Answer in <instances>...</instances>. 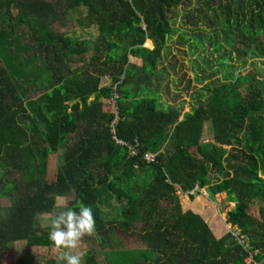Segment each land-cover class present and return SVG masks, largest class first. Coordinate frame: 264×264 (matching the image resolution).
<instances>
[{
	"label": "trees",
	"instance_id": "1",
	"mask_svg": "<svg viewBox=\"0 0 264 264\" xmlns=\"http://www.w3.org/2000/svg\"><path fill=\"white\" fill-rule=\"evenodd\" d=\"M192 2L0 0L6 17L0 28V211L1 200L16 198L8 213L0 214V264H13L8 251L16 242L52 246L50 229L37 219L52 209L57 196L69 207L91 206L100 241L110 227L131 234L141 223L147 249L141 254L114 248L107 253L111 264H253L250 256L264 264L263 76L250 71L208 85V94L184 114L183 106L163 107L158 93L159 67L176 31L174 11ZM206 4L222 12L226 39L218 49L231 53L237 35L246 43L244 57L254 45L264 59V0ZM81 8L86 14L78 25L97 27L94 41L58 29ZM21 27L28 39L22 47L31 53L26 57L12 45ZM131 57L143 65L133 64ZM75 60L82 66L73 68ZM105 78L112 84L104 86ZM27 86L41 94L29 97ZM116 94V137L137 141L138 156L113 138ZM206 125L212 142L204 145ZM146 153L156 154V161L143 160ZM212 173L221 177L214 182ZM202 189L212 198L225 193L235 204L227 222L243 244L232 231L217 239L202 216L183 209L177 192L195 190L188 196L194 199ZM111 200L124 203L114 216L103 210ZM256 201L259 218L249 213ZM85 263L99 264L94 252L85 254ZM45 264H56V258Z\"/></svg>",
	"mask_w": 264,
	"mask_h": 264
},
{
	"label": "rangeland",
	"instance_id": "2",
	"mask_svg": "<svg viewBox=\"0 0 264 264\" xmlns=\"http://www.w3.org/2000/svg\"><path fill=\"white\" fill-rule=\"evenodd\" d=\"M206 2L207 0H193L191 5H182L175 9L174 23L176 31L168 37V47L159 67L158 79L161 87L158 93L163 107L166 108L168 105L183 106V114L190 112L196 106L197 101L204 98L202 95L208 94L204 90L206 86L224 81L227 76H244L253 71L260 77L263 76L261 79H264V59L256 55L254 45L251 46L253 51L249 52L247 57H244L246 43L242 41V38L234 35L231 40L233 45L228 48L231 53L225 47L224 49H218L217 44H224L226 39L223 32L222 12L218 7H209ZM13 14H16L15 10ZM85 14V8L70 12L67 23L60 26L59 31L75 39L96 40L98 37L97 27L83 29L78 25V18L85 16ZM5 18L0 13V28ZM26 31V28L21 27L14 34L18 38L16 37L17 39L14 38L12 41L13 47H16L24 57L31 55V53H26L22 47L28 44ZM21 32L23 33L22 36L19 35L22 34ZM196 37L198 38L196 39ZM146 47L154 49V43L148 44L147 42ZM236 47L241 51L237 52ZM89 56L90 54L86 55L85 62L88 61ZM245 61L247 64H245ZM82 63L75 60L72 67L79 68ZM3 65L4 62L0 57V66ZM105 83L110 85L112 80L105 78ZM40 90L31 86L26 87V93L32 98L41 94ZM105 108L109 109L108 106ZM210 142H212V134L209 132L208 125H206L203 144L207 145ZM220 177V175L212 173V181L215 182ZM177 194L180 197L183 209L201 214L218 237L224 236L230 231L236 232V228H233L227 222V215L235 208V204L229 202L225 193L212 198L206 189H202L199 194L194 196V199L188 198L190 192L178 191ZM15 199L1 200V215L8 213V210L15 203ZM63 199L66 202L65 198ZM123 204L111 200L107 206L103 207L104 213L111 216L119 214ZM260 206L259 202H254L249 208V213L259 218ZM37 224L42 228L49 229L44 222V215L38 217ZM141 229V223L134 227L131 234L120 233L116 227H110L108 235H103L102 237H105L101 241L95 232L92 236H85L79 249L84 254L82 264H86L85 254L89 251L97 254L96 257L101 264L107 263L105 250L109 251V249L116 248V250L124 249L126 251L138 250L136 252L141 253V249H147L141 239ZM115 241H118L119 245ZM8 255L10 263L13 264H45L47 260L56 258L58 252L52 246L49 248H30L25 241H20L10 245ZM135 256H138V254ZM140 259H142V256Z\"/></svg>",
	"mask_w": 264,
	"mask_h": 264
},
{
	"label": "clouds",
	"instance_id": "3",
	"mask_svg": "<svg viewBox=\"0 0 264 264\" xmlns=\"http://www.w3.org/2000/svg\"><path fill=\"white\" fill-rule=\"evenodd\" d=\"M44 222L50 229L48 240L58 252L56 264H82L81 241L95 232L96 221L91 206L81 203L69 207L57 196L52 209L44 214Z\"/></svg>",
	"mask_w": 264,
	"mask_h": 264
},
{
	"label": "built area",
	"instance_id": "4",
	"mask_svg": "<svg viewBox=\"0 0 264 264\" xmlns=\"http://www.w3.org/2000/svg\"><path fill=\"white\" fill-rule=\"evenodd\" d=\"M124 79V77H123ZM117 87H115L116 89ZM119 99V95L116 94L115 97L112 99V103L114 104V110H115V113H116V120L112 123V134L114 135V140L116 141V143L118 145H121V146H126L128 148V152H129V155L134 157V156H138L139 154V143L136 141L134 144H129V143H126L120 139H118L116 137V130H115V127H116V124H117V119H118V108H117V100ZM143 160H145L146 162L148 163H152V162H155L156 161V154H153V153H146L144 154L143 156ZM195 194V190L191 191L190 192V195H194ZM237 233V234H235ZM234 236L237 237L239 239V241L243 244L244 242L242 241V238L239 237V232L236 231V232H233ZM248 262H252L253 264H260V263H257V262H254L252 256H250L248 259H247Z\"/></svg>",
	"mask_w": 264,
	"mask_h": 264
},
{
	"label": "crops",
	"instance_id": "5",
	"mask_svg": "<svg viewBox=\"0 0 264 264\" xmlns=\"http://www.w3.org/2000/svg\"><path fill=\"white\" fill-rule=\"evenodd\" d=\"M149 41V40H148ZM147 41V42H148ZM150 49H152V48H150ZM131 62L133 63V64H136V65H138V66H142L143 65V60H141V59H138V58H134V57H132L131 58ZM142 63V64H141ZM103 85L104 86H106V85H108V84H106L105 83V80H104V82H103ZM94 99V98H93ZM199 215H201V214H199ZM202 216V215H201ZM203 217V216H202ZM204 218V217H203ZM205 219V218H204ZM205 221H206V219H205ZM207 222V221H206ZM212 230V229H211ZM212 232H213V234L215 235V237L217 238V239H219V238H221L222 236H220V237H218L217 235H216V233L212 230ZM114 249H109V251H106L105 250V252H104V254H105V256H106V258H107V253H109L110 251H113ZM142 251L144 250V249H141ZM140 250V251H141ZM133 251H135V250H133ZM136 251H138V250H136ZM145 251V250H144ZM96 256H97V254H95ZM96 259H97V261H98V258L96 257ZM99 262V261H98ZM99 264H101L100 262H99ZM106 264H111L108 260H107V263Z\"/></svg>",
	"mask_w": 264,
	"mask_h": 264
}]
</instances>
